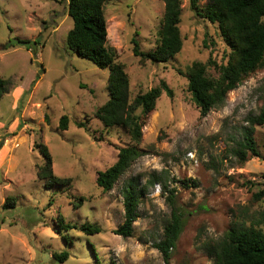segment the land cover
I'll list each match as a JSON object with an SVG mask.
<instances>
[{
	"label": "rangeland",
	"instance_id": "1",
	"mask_svg": "<svg viewBox=\"0 0 264 264\" xmlns=\"http://www.w3.org/2000/svg\"><path fill=\"white\" fill-rule=\"evenodd\" d=\"M105 8L108 41L129 75L131 101L162 80L173 90V96L162 93L145 120L138 147L147 154L110 191L98 184V172L132 144L125 128H106L95 116L109 100L110 70L70 49L68 0H0V76L9 82L0 99V264H165L156 244L164 239L174 207L184 228L170 264H215L213 244L240 222L250 224L264 207V199H254L264 182V125L256 127L260 157L249 155L240 163L231 151L249 126L247 118L264 107V69L231 91L224 106L201 117L181 71L197 60L227 62L231 48L218 24L184 0L180 53L166 63L141 62L132 39L144 51L157 47L163 0H109ZM14 39L36 41L37 50L3 48ZM207 39L215 45L205 46ZM64 114L65 130L59 127ZM38 144L49 148L54 173L68 182L47 185L38 179L46 161ZM156 172L160 181L147 186ZM134 179L146 189L135 233L124 238L114 230L124 221V187ZM172 189L173 204L167 198ZM8 198L16 204L4 207ZM59 216L78 226L98 224L101 231L60 233ZM65 250L67 260L52 257Z\"/></svg>",
	"mask_w": 264,
	"mask_h": 264
},
{
	"label": "trees",
	"instance_id": "2",
	"mask_svg": "<svg viewBox=\"0 0 264 264\" xmlns=\"http://www.w3.org/2000/svg\"><path fill=\"white\" fill-rule=\"evenodd\" d=\"M109 0H68V13L73 19V27L67 34L70 49L78 55L90 60L97 67L110 70L107 89L109 100L98 107L95 116L106 128L123 127L132 140V144L122 147L116 162L104 171H99L98 184L106 191L113 189L118 179L132 166L138 158L147 154L138 147L143 136L145 120L155 110L156 102L163 92L173 96V90L166 81L159 86L138 94L130 99V78L125 65L117 60L118 52L108 41L106 4ZM202 0H188L193 11L218 24L220 35L231 48L227 62L194 61L187 67L188 89L192 95L201 117H206L215 108L226 104L229 93L237 89L251 74L264 69V0H207L201 8ZM164 16L157 47L152 51H144L135 36L132 39L133 53L141 62L166 63L175 57L183 48V36L180 28L184 0H163ZM205 40V46L210 47ZM215 70L218 75L212 72ZM8 80L0 76V99L7 92ZM141 110L139 112L138 110ZM249 126L242 129V138L236 141L232 153L240 163L246 162L249 155L261 156L256 140V127L264 125V107L259 114L247 118ZM69 116L64 114L59 122L63 130L68 128ZM79 127H86L83 122ZM45 156V163L38 169V179L47 180V185L68 182V178H60L53 171V159L46 145L38 144ZM160 172L151 175L149 185L160 181ZM191 180V179H190ZM186 181H189L186 179ZM196 185V181L192 180ZM146 188H141L137 179L130 180L124 187V221L114 230L124 238L135 233V222L138 208ZM168 186H165L166 192ZM168 200L173 204L175 190H169ZM254 199H264V182L262 188L254 194ZM83 200V199H82ZM16 204L15 198H8L4 207ZM57 230L69 231L79 229L88 234L101 231L98 224L84 223L81 226L65 222L63 216L58 217ZM184 228L181 212L173 208L171 219L165 226L164 239L156 244L163 254L165 264H170L172 250L176 246ZM211 253L215 264H264V207L257 218L250 224L240 222L229 229L224 237L215 242ZM70 253L54 252L55 260L65 261Z\"/></svg>",
	"mask_w": 264,
	"mask_h": 264
},
{
	"label": "water",
	"instance_id": "3",
	"mask_svg": "<svg viewBox=\"0 0 264 264\" xmlns=\"http://www.w3.org/2000/svg\"><path fill=\"white\" fill-rule=\"evenodd\" d=\"M15 45L24 46V47H27V48L32 47V49H34V51L37 50V43H36V41H22L20 39L11 40L9 43H7L6 45H4L3 48L6 49V48L13 47Z\"/></svg>",
	"mask_w": 264,
	"mask_h": 264
},
{
	"label": "built area",
	"instance_id": "4",
	"mask_svg": "<svg viewBox=\"0 0 264 264\" xmlns=\"http://www.w3.org/2000/svg\"><path fill=\"white\" fill-rule=\"evenodd\" d=\"M192 155V154H191ZM157 190H159V185H157Z\"/></svg>",
	"mask_w": 264,
	"mask_h": 264
},
{
	"label": "clouds",
	"instance_id": "5",
	"mask_svg": "<svg viewBox=\"0 0 264 264\" xmlns=\"http://www.w3.org/2000/svg\"><path fill=\"white\" fill-rule=\"evenodd\" d=\"M192 154V153H191ZM190 154V156L192 157V155Z\"/></svg>",
	"mask_w": 264,
	"mask_h": 264
}]
</instances>
